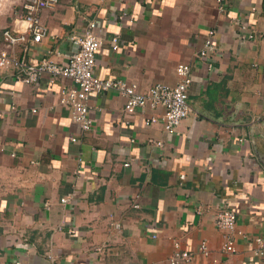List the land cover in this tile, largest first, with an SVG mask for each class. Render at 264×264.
<instances>
[{"label":"crops","instance_id":"0c3cea01","mask_svg":"<svg viewBox=\"0 0 264 264\" xmlns=\"http://www.w3.org/2000/svg\"><path fill=\"white\" fill-rule=\"evenodd\" d=\"M21 1L0 0V42L25 30ZM39 19L27 63L64 65L94 22L98 78L143 92L187 64L190 113L166 134L160 107L126 119L118 94L91 93L82 132L58 102L68 79L24 84L0 69V264H168L174 244L184 264H264L243 238L220 252L213 224L228 208L264 239V0H58ZM211 30L214 51L196 58Z\"/></svg>","mask_w":264,"mask_h":264},{"label":"built area","instance_id":"2783aa9c","mask_svg":"<svg viewBox=\"0 0 264 264\" xmlns=\"http://www.w3.org/2000/svg\"><path fill=\"white\" fill-rule=\"evenodd\" d=\"M222 0H216L220 3ZM58 0H22L23 22L25 30L10 33L4 30L0 42V69L8 71L15 81L31 84L36 82L42 75L50 77L66 78L72 83L69 89L59 91L58 102L69 110L70 120L78 126L80 131L85 132L90 127L88 118V96L91 93L115 92L123 99L122 112L128 119L135 112L145 109H162L160 122L166 134L175 133L176 127L189 113L187 103V90L191 83L190 67L187 64H178L175 67L176 83L173 86L155 84L143 92H139L135 85L120 79H101L94 74V56L100 47L99 38L95 34V23L89 22L80 37L73 39L76 51L66 56L64 65H58L48 59H42L36 64H30L23 57L29 45L37 44L46 35V27L39 19V12L44 9H53ZM213 31H208L207 38L203 41L202 48L196 54V58L205 56L214 51L210 41ZM248 38H252L251 35ZM111 49H117L116 37L109 39ZM20 47L21 56L12 53V49ZM34 113L35 110H31ZM151 117L145 124L155 123ZM75 139L70 138L73 142ZM160 146V143H155ZM64 202V199H60ZM213 224L221 231L220 252L233 254L235 252L236 238H243L252 255L264 259V239L259 237H246L236 229L235 213L224 208L217 212ZM117 227V225H115ZM198 253L207 257L209 250L205 241H200L197 247ZM192 255L186 251H180L174 244V251L168 260V264H184L191 260ZM16 264H19L18 262Z\"/></svg>","mask_w":264,"mask_h":264}]
</instances>
